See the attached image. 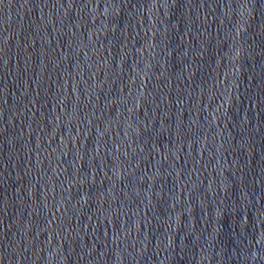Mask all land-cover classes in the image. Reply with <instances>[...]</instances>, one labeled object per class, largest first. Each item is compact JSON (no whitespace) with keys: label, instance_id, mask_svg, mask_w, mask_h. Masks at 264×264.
<instances>
[{"label":"water","instance_id":"water-1","mask_svg":"<svg viewBox=\"0 0 264 264\" xmlns=\"http://www.w3.org/2000/svg\"><path fill=\"white\" fill-rule=\"evenodd\" d=\"M0 264H264V0H0Z\"/></svg>","mask_w":264,"mask_h":264}]
</instances>
